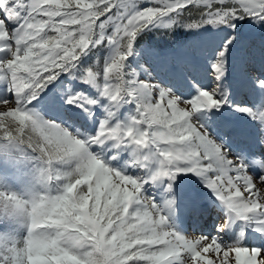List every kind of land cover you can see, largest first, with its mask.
<instances>
[{
	"label": "snow or ice",
	"instance_id": "snow-or-ice-1",
	"mask_svg": "<svg viewBox=\"0 0 264 264\" xmlns=\"http://www.w3.org/2000/svg\"><path fill=\"white\" fill-rule=\"evenodd\" d=\"M116 2L68 0L67 4L57 6L45 3V0H0V52L7 53L0 59V79H7L9 91L15 96L11 102L6 99L0 101V104L9 105L7 110L0 111V140L10 145L23 144L38 152L46 164L42 176L48 179L52 178L54 162L73 159L78 162L81 152L88 154L89 166L97 158L101 160L88 151L93 144L113 141L117 146L134 145L135 166L147 167L152 160L159 165L149 180L156 181L162 177L175 180L179 172L202 176L206 186L213 190L230 213L244 221L255 220L256 231L264 233V195L257 190L247 165L240 157L231 155L209 136L203 125L192 119L201 110L219 109L228 103L226 95H219V86L200 90L194 99L184 100L171 90L144 81L139 83L144 91L137 93L132 85H126L123 78L122 69L140 32L158 17L178 12L189 5H211V0H171L166 7H148L118 20L115 32L108 39L123 47L118 48L116 56L104 66L105 83L100 94L116 106L125 96L132 99L138 95V100L132 99L137 108L130 123L110 126L105 121L100 124L96 135L80 139L77 133L53 122H38L29 114L27 104L59 73L74 68L90 45L99 44L105 38L102 31L97 32V27L102 30L105 24L98 25V21L111 12ZM217 2L222 7L206 9L202 14L204 23L214 26L225 24L235 29L234 21L243 19L245 15L264 22V0ZM225 4L229 6L224 7ZM10 23L16 27L10 30ZM94 35L98 36L95 40ZM234 40L235 36L229 37L225 47L216 54L213 68L217 79L224 76L227 45ZM45 42L47 46L41 47ZM80 79L85 83L95 82V69H85ZM257 83L264 88V80ZM64 103L89 111L88 106L97 101L76 93L69 94ZM182 104L188 106L181 107ZM237 110L252 114V110L246 107H238ZM108 115L113 116V112L109 111ZM254 118L261 120L264 126V115ZM259 143L264 146V137ZM142 149H148V154L142 155ZM253 156V163L264 170V160L261 159L264 150ZM103 163L104 168L94 172L86 169L83 176L74 174L68 177L65 185L76 182V202L86 208L85 213L78 214L91 215L98 222L99 229L95 233L71 218L66 226L40 229L32 226L31 214L39 213L42 203H47L52 197H60L52 203L63 204L71 198L65 192V186L62 194H45L43 198L37 194L22 199L14 193L0 191V210L12 217H23L27 227V236L21 246L13 243L8 248L0 247V264H70L63 259L66 254L75 256L84 264L90 260L104 264L105 257L96 248L97 242H101V233L103 250H110L106 264H184L185 255L190 256L195 264H264V251L245 247L240 240L222 246L216 238L186 239L168 227L166 217L157 205L143 195V185L147 180L124 175ZM212 172L216 174L209 176ZM255 179L264 185V175ZM228 226L225 220L218 230L223 231ZM45 231L55 233L57 240L42 239L41 234ZM82 231L87 242L83 247L59 242L66 240L68 235L80 236ZM110 240L114 247L108 243ZM208 253L215 254L218 259L208 258Z\"/></svg>",
	"mask_w": 264,
	"mask_h": 264
},
{
	"label": "rangeland",
	"instance_id": "rangeland-1",
	"mask_svg": "<svg viewBox=\"0 0 264 264\" xmlns=\"http://www.w3.org/2000/svg\"><path fill=\"white\" fill-rule=\"evenodd\" d=\"M67 2L68 0H45V3L57 6H63ZM169 3L171 0H117L111 12L98 21V25L105 24L102 30L97 27V32L102 31L105 38L101 43L90 45L86 50L87 54L97 47H104L107 52L105 58L108 60L103 65L95 67L99 71L97 84L92 87L90 82L85 83L81 80L83 73L75 76V74L63 75L61 72L31 103L27 104L29 114L38 122H53L69 132L77 133L80 139L96 135L100 124L105 121L110 126L130 123L136 116L137 108V104L132 102V99L138 100V95H134L132 99L125 96L119 106H116L110 99L100 94V89L105 83L104 66L116 56L118 48L123 47L111 43L108 38L115 32L119 19L148 7H166ZM212 4L219 3L217 0H211ZM199 5L211 6L205 3ZM176 13L171 12L166 16L158 17L146 29L170 27ZM234 23L235 29L225 24L214 26L204 22L196 27L193 36L183 49L182 59L186 60L182 61L183 63L171 54L168 56L164 54V57H161L139 50L136 54L127 57L122 69L123 78L126 85H132L137 93L144 91L139 87V83L144 81L152 86L159 85L162 89L171 90L184 100L194 99L200 90L219 86V95H226L228 103L219 109L201 110L195 113L192 119L203 125L209 136L222 144L231 155L243 160L247 165L248 174L254 177L257 190L262 189L260 194L264 195V185L255 179L264 175V170L253 163V154L264 150V146L259 143L261 137H264V126L261 120L254 118L264 115V88L257 83L258 80H264V48L261 47V41L264 39V22H257L255 18L245 15L243 19H238ZM8 27L11 30L16 25L10 23ZM230 36H235V40L227 45L226 71L222 78L217 79L214 75L213 63L217 52L225 47V42ZM97 38L98 36L94 35L93 39ZM249 38L253 40L250 50L244 45L245 40ZM250 53L253 55L249 57L251 62L248 64L245 62V56ZM86 54H82L81 57ZM6 56L7 53L0 52V59ZM191 59L193 61L189 63ZM170 62L175 63L179 69L176 73H173L167 65ZM76 93L94 99L97 103L89 105V111L78 105L69 106L64 103L69 94ZM5 99L11 102L15 96L9 91L7 79H0V101ZM187 106L181 105V107ZM8 107L9 105L0 104V111L7 110ZM238 107L251 109L252 114L238 111ZM109 111L113 112V116L108 115ZM0 148L20 152L30 161L32 170L27 175V183L11 184L7 190L0 186V191L14 193L22 199H29L37 194L50 196L62 194L68 182L66 174L74 171L78 163L75 159L68 162H54L52 178L48 179L42 176L46 164L39 158L38 152L32 151L26 145H10L3 140H0ZM88 151L98 156L106 166L115 171L132 178L147 180L148 182L143 185V195L157 205L161 214L166 217L168 227L185 236L186 239L216 238L222 246L232 245L240 240L245 247L264 251V233L256 231V221H244L230 213L213 190L206 186L202 176L192 172H179L175 180L170 181L168 177H162L151 181L148 177L158 169V163L152 160L147 167L135 166L134 160L137 157L134 155L135 146L131 144L117 146L113 141H106L102 145H91ZM148 152V149L141 150L142 155ZM261 159L264 160V157ZM215 174L212 172L208 175ZM12 218L5 225V235L0 240V247L8 248L13 243L19 247L27 236L23 217ZM225 220L228 221L229 226L219 231ZM241 234H243L242 238ZM207 256L213 260L218 259L213 253H208ZM184 264H195V262L190 256L185 255Z\"/></svg>",
	"mask_w": 264,
	"mask_h": 264
},
{
	"label": "trees",
	"instance_id": "trees-1",
	"mask_svg": "<svg viewBox=\"0 0 264 264\" xmlns=\"http://www.w3.org/2000/svg\"><path fill=\"white\" fill-rule=\"evenodd\" d=\"M223 6L227 7L229 5L225 4ZM219 7H222V5L212 4L210 7L189 5L187 8L181 9L174 15L173 23L170 27L150 28L140 32L133 43L132 54H136L139 50H145L161 57H164V54H166L165 56L171 54L179 62L186 61L182 59L183 49L193 36L196 27L203 23L205 16L202 14L205 13L206 9ZM252 43V38H249L245 40L244 45L250 50ZM261 47L264 48V39L261 41ZM106 53L104 47H97L86 55H83L74 68L69 69L67 72H62V74H75L76 76L82 74L85 69H95L96 66L103 65L108 60L105 58ZM246 55L245 62L250 64L249 57L253 54ZM191 61L193 60H189V63ZM167 65L172 69L173 73L179 70L175 63L170 62ZM95 72L96 80L95 82H90L92 87L97 84L99 78L98 69H95ZM30 165V161L24 158L20 152L0 148V186L7 190L11 184L17 183L21 185L27 183V175L32 170ZM12 219V216L0 210V240L5 235V225Z\"/></svg>",
	"mask_w": 264,
	"mask_h": 264
},
{
	"label": "clouds",
	"instance_id": "clouds-1",
	"mask_svg": "<svg viewBox=\"0 0 264 264\" xmlns=\"http://www.w3.org/2000/svg\"><path fill=\"white\" fill-rule=\"evenodd\" d=\"M43 30V26H41V31ZM83 39V38H82ZM46 42L41 45V47H46ZM131 134L130 132L128 133ZM89 160V156L86 152H81L79 161L74 169V171L67 173L66 175L68 177H71L72 175L76 174L79 176H83L85 170H90L94 172L95 170L104 168L105 165L102 160H99L98 158L92 162V164L89 166L87 164V161ZM76 189V182H73L70 186H65V192L69 193L71 198L69 200L64 201L63 204H54L52 201L60 199V197H52L50 201L47 203H42V210L39 213L33 212L32 218H33V224L32 226L40 229L42 227L52 228V227H59V226H66L69 218L72 220H75L78 224L84 225L86 228H88L89 231L96 232L99 229L98 222L91 216V215H81L78 213H85L86 208L84 205L78 204L76 202V197L74 195ZM42 198L45 195H40ZM63 209L62 211L60 209ZM127 212V209L125 210ZM58 217V218H57ZM91 225V227H89ZM86 234L82 231L80 236L75 235H68L66 240H60L59 242L65 243V244H72L74 247H83L87 243L84 239V236ZM42 239L44 240H53L54 242L57 240V236L55 233L51 232H43L41 234ZM103 233H101V242H97L96 248L97 251L102 252L103 256L105 257V262L108 258H110V250L104 251L103 250ZM108 243H111L113 247L115 246L113 241H108ZM66 261H69L70 264H84L83 261H77L75 256H69L65 255L63 257ZM87 264H100V262L95 260H90L87 262Z\"/></svg>",
	"mask_w": 264,
	"mask_h": 264
},
{
	"label": "bare ground",
	"instance_id": "bare-ground-1",
	"mask_svg": "<svg viewBox=\"0 0 264 264\" xmlns=\"http://www.w3.org/2000/svg\"><path fill=\"white\" fill-rule=\"evenodd\" d=\"M261 189V188H260ZM261 191H263L262 189L259 191L261 193Z\"/></svg>",
	"mask_w": 264,
	"mask_h": 264
},
{
	"label": "built area",
	"instance_id": "built-area-1",
	"mask_svg": "<svg viewBox=\"0 0 264 264\" xmlns=\"http://www.w3.org/2000/svg\"><path fill=\"white\" fill-rule=\"evenodd\" d=\"M231 37V36H230Z\"/></svg>",
	"mask_w": 264,
	"mask_h": 264
}]
</instances>
